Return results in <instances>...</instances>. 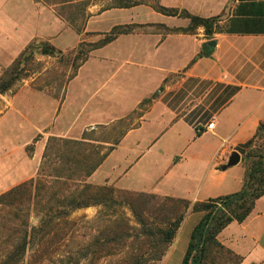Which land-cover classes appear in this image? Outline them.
Instances as JSON below:
<instances>
[{
    "label": "crops",
    "instance_id": "obj_1",
    "mask_svg": "<svg viewBox=\"0 0 264 264\" xmlns=\"http://www.w3.org/2000/svg\"><path fill=\"white\" fill-rule=\"evenodd\" d=\"M1 1L0 9L8 6L9 11L0 14V74L33 32L30 27L31 33L21 36L17 26L20 16L28 12L25 9H32L29 17L35 14L29 18L30 26L38 23L35 0ZM159 1L165 8L215 18L212 35L206 34L203 26L192 32L171 31L189 27L190 19L136 8L140 13L125 22L140 30L120 35L94 51H103L102 62L80 80L86 61L67 82L60 112L56 99L45 92L27 91L22 97L9 98L11 116L4 123L23 130L14 122L21 118L28 121L25 128L30 129V136L43 135L41 163L50 137L79 141L88 151L95 140L84 135L86 130L112 123L147 104L139 124L122 134L87 182L183 199L192 206L243 187L246 167L237 148L251 140L264 122V0ZM209 41L216 42L210 53L203 49ZM133 75L135 79L130 78ZM69 99L70 108H66ZM77 101L81 104L75 107L72 103ZM212 121V130L197 132ZM233 152L239 153V162L223 168ZM9 161L11 180L14 176L31 179L36 170L27 162ZM203 214L187 213L164 258L172 255L182 235L188 248ZM217 239L240 257L239 264H264V195L243 222H231Z\"/></svg>",
    "mask_w": 264,
    "mask_h": 264
},
{
    "label": "trees",
    "instance_id": "obj_2",
    "mask_svg": "<svg viewBox=\"0 0 264 264\" xmlns=\"http://www.w3.org/2000/svg\"><path fill=\"white\" fill-rule=\"evenodd\" d=\"M43 1L49 5L59 4L56 0ZM117 6L127 8L133 5L119 3ZM157 9L166 15L190 19L189 27L171 31L192 32L198 26H203L206 34L213 33L215 18H202L185 10L162 6ZM133 30V27H115L110 36L92 45L90 50L104 47L117 36L129 34ZM34 48L41 49L44 55L60 53L48 44ZM31 58L27 52L23 53L2 75L0 94L10 90L18 80L27 75L31 70L27 64ZM80 66L81 64L73 65L74 71L69 80L76 76ZM119 141L120 138L108 152L113 150ZM79 145L84 144L51 137L37 177L0 194V238L7 239L4 250L0 253V264H37L45 259V256L55 252L58 237L61 236L66 243L73 239V226L76 222L71 216L74 211L89 207L110 210L117 206L130 209L140 226L139 230L134 233V228H131L128 222L122 218L117 220L115 211L111 215L106 213L104 227L93 235L91 240L80 245L79 258H91L92 263L109 258L112 260L110 264H162L182 221L189 211H193L204 214L191 234L181 264H217L225 255L233 258L234 264L240 263V257L226 249L217 236L231 222H243L252 212L255 201L264 195V122L259 125L251 140L237 148L246 167L242 189L192 206L189 201L183 199L125 191L107 185L95 186L87 182V178L97 169L108 152L95 163H89L90 155L84 148L82 159L77 165L82 174L77 178L73 177L70 171H74L76 166L73 164L72 148ZM61 164L65 167L61 168ZM48 169L52 172L47 174ZM65 170L64 175L62 172ZM32 212H37V224L31 222ZM131 238L133 241L129 243ZM32 248L35 249L27 260V254Z\"/></svg>",
    "mask_w": 264,
    "mask_h": 264
},
{
    "label": "rangeland",
    "instance_id": "obj_3",
    "mask_svg": "<svg viewBox=\"0 0 264 264\" xmlns=\"http://www.w3.org/2000/svg\"><path fill=\"white\" fill-rule=\"evenodd\" d=\"M35 2L36 4L34 6L37 7L36 13L38 16V23L37 25L31 24L30 26L29 18L32 19L35 14L29 17V13L33 11L29 8L25 9L28 12L23 18L20 16L17 20V26L20 29L21 36L30 34V27L33 32L29 41L19 49V51L14 53L13 59L2 69L0 74L1 78L23 53L27 52L29 57H32L30 63H27L31 69L27 75H24L22 79L18 80L10 90L4 94H0V102H2L0 106V194L29 179L21 180L16 176H14V180L9 179V162H12L9 161V158L18 161L19 165L23 162H27L31 168H36L32 176L36 178L42 164L40 160L45 144L42 134H32L30 136V129L28 130L25 128L28 124L27 120L20 118L14 121L19 128H24L23 130H18L11 122L7 121L4 123L9 119V116H11L9 113V98L11 99L14 95L22 97V94L27 91L45 92L48 98L57 100L56 103L60 112V108H63L66 97L65 88L67 82H69L68 78L74 71L73 65L81 64L82 66L88 61L83 75L80 78V80H84L86 73L91 72L92 68H97L95 65L96 63L102 62L103 51L99 50L100 52L95 54V50H90L92 45L110 36L115 27L119 29L133 27L134 30L131 33L135 30H140L137 25L125 22L136 17L137 14L140 13L134 9H145L147 12H151L158 11L157 8L160 6L159 0H56V2L59 3L57 6L49 5L43 0H35ZM119 3H127L133 6L127 8L118 7L117 5H119ZM1 6L2 1L0 0V7ZM25 6H27V4ZM4 7L3 10L0 9V14L4 15L6 11H9V8L7 9L8 6ZM142 27L141 29L143 31L149 30V28L144 29ZM1 28L2 27H0V29ZM165 30L167 31L169 29ZM119 36H117V38ZM43 44L53 46L60 53L57 55H44L41 49L34 48ZM30 52L32 54H30ZM115 77H117V75ZM130 78H134V75ZM79 85L80 81H78V86ZM66 102L68 105L65 107L70 108L71 100H66ZM72 104L76 107V105L81 103L77 101ZM146 105L147 104L141 105L135 112L119 117L112 123L101 124L97 126L95 130L90 129L85 131L84 135L95 140V142L90 144L92 149L89 148L88 150V154L90 155L89 163L98 161L102 155L109 151L110 147L114 145L125 131L139 124L140 117L143 116L145 110L148 109ZM33 121L34 118L31 122ZM64 125V120H62L61 127ZM28 136H30L29 141L23 143L21 147H18L19 142L26 140ZM67 140L72 139L68 138ZM17 148H22V150H18ZM72 150L73 164L76 166V169L74 171L72 170L73 172L70 171V175L77 178L82 174L77 165L82 159L84 147L79 145L73 147ZM63 166L64 165L61 164V168H63ZM51 172V169L47 170V174ZM62 173L65 175L66 170ZM90 208L92 209L88 210L87 213H72L71 219L76 222L73 226V239L66 243L61 239V236L58 237L56 239L57 245L54 247L55 252L45 256V259L37 264H110L112 260L109 258L101 259L95 263H92L91 258H79L80 245L85 241L91 240V237L104 227V224H106L104 214L106 213L111 215L115 211L116 219L122 218L125 222H128L129 226L134 228V233L140 228L132 212L126 206H117L110 210L96 207V211L93 210V207ZM36 213L37 212L31 213V222L33 224H37L38 222ZM190 222L191 220H189L188 225ZM58 232L60 233V231ZM183 238V235L180 236V241L176 249L172 255L163 259L162 264H181L183 255L187 250V245ZM186 238L187 240L189 239V234ZM6 240L7 239L0 238V253L4 250L5 243H7ZM131 241H133V238L129 240V243H131ZM33 249L35 248L30 249L28 252L27 260L31 258ZM234 261L233 258H229L225 255L224 259L219 260L217 264H234Z\"/></svg>",
    "mask_w": 264,
    "mask_h": 264
},
{
    "label": "water",
    "instance_id": "obj_4",
    "mask_svg": "<svg viewBox=\"0 0 264 264\" xmlns=\"http://www.w3.org/2000/svg\"><path fill=\"white\" fill-rule=\"evenodd\" d=\"M216 45L215 41H209L206 44L203 45V49L206 50L208 53L211 52L212 48ZM240 160V155L238 152H233L230 157L229 160L227 162V164L225 166H223V168L229 167V166H233L235 164H237Z\"/></svg>",
    "mask_w": 264,
    "mask_h": 264
},
{
    "label": "built area",
    "instance_id": "obj_5",
    "mask_svg": "<svg viewBox=\"0 0 264 264\" xmlns=\"http://www.w3.org/2000/svg\"><path fill=\"white\" fill-rule=\"evenodd\" d=\"M214 125H215V123H214V121H212L211 123H209V124L207 125V127H206L205 129L197 128V132H198V133H203V132H205V131H210V130H212V129L214 128Z\"/></svg>",
    "mask_w": 264,
    "mask_h": 264
}]
</instances>
